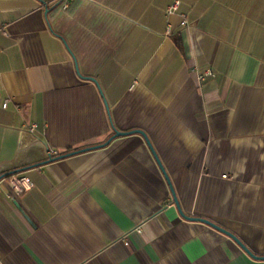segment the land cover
<instances>
[{
  "label": "crops",
  "instance_id": "crops-1",
  "mask_svg": "<svg viewBox=\"0 0 264 264\" xmlns=\"http://www.w3.org/2000/svg\"><path fill=\"white\" fill-rule=\"evenodd\" d=\"M43 1L0 0V264H264L140 133L34 165L143 130L264 256V0Z\"/></svg>",
  "mask_w": 264,
  "mask_h": 264
},
{
  "label": "water",
  "instance_id": "water-1",
  "mask_svg": "<svg viewBox=\"0 0 264 264\" xmlns=\"http://www.w3.org/2000/svg\"><path fill=\"white\" fill-rule=\"evenodd\" d=\"M43 3L44 1L41 0ZM93 79L96 83L97 81L94 79V78H91ZM100 91H101V94L103 95V92L100 88ZM105 104H106V107L107 109H109V106H108V103L107 101L105 100ZM131 133H140L142 134L149 146L152 148V151L156 157V159L158 160L163 172H164V175L170 185V188H171V191H172V194H173V198H174V202L175 204L177 205L179 211H180V214L188 219V220H193V221H201L203 223H206L208 224L209 226H211L212 228H215L223 233H225L226 235H228L230 238H232L243 250H245L250 256L254 257V258H257V259H261V260H264V256H258L256 254H254L234 233H232L231 231L223 228L222 226L216 224L215 222L209 220V219H206V218H202V217H195V216H188L184 213V211L182 210L181 206H180V202L178 200V197L176 195V191L172 185V182L169 178V175L167 174V172L165 171V169L163 168L162 164L160 163V160L158 158V156L156 155L154 149H153V146L150 142V140L148 139L147 137V134L143 131V130H140V129H134V130H129V131H121L117 128L114 127V135L112 137H110L106 142L102 143V144H98V145H94V146H89V147H85V148H80V149H77V150H73V151H69V152H65L63 154H59V155H56V156H50L47 160L45 161H42V162H39V163H36L34 164L35 166H39V165H42V164H45V163H48V162H52V161H55V160H58V159H62V158H66V157H70L72 155H76V154H79V153H83V152H86V151H91V150H94V149H98V148H101V147H104L106 146L107 144H109L115 137H118V136H123V135H128V134H131ZM32 166H27L25 168H21V169H17V170H12V171H9V172H6L5 174L1 175L0 176V180H2L3 178H7L11 175H14V174H17V173H20L22 171H25L26 169L30 168Z\"/></svg>",
  "mask_w": 264,
  "mask_h": 264
},
{
  "label": "built area",
  "instance_id": "built-area-1",
  "mask_svg": "<svg viewBox=\"0 0 264 264\" xmlns=\"http://www.w3.org/2000/svg\"><path fill=\"white\" fill-rule=\"evenodd\" d=\"M181 3H182L181 0H173L167 7V13L168 14L176 13L180 9ZM65 7H67V5H65ZM181 24L183 26H186L188 24V20L185 16L182 19ZM170 29L171 28H169V31ZM213 75H214L213 71L211 69H207L205 70L204 74L200 75V77L204 79L207 76H213ZM7 105H8V101L4 103V107H7ZM37 128H38L37 123L31 124V126L29 127L30 131H35ZM58 153L59 152L56 149L49 150L50 156H56L58 155ZM7 182L9 186L12 188V190L18 195L25 193L26 191L30 190L33 186V182L31 178L23 174L11 175L7 177Z\"/></svg>",
  "mask_w": 264,
  "mask_h": 264
}]
</instances>
